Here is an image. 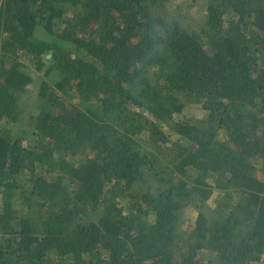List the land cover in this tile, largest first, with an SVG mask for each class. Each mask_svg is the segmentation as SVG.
I'll list each match as a JSON object with an SVG mask.
<instances>
[{
  "label": "trees",
  "instance_id": "trees-1",
  "mask_svg": "<svg viewBox=\"0 0 264 264\" xmlns=\"http://www.w3.org/2000/svg\"><path fill=\"white\" fill-rule=\"evenodd\" d=\"M0 264H264V0H0Z\"/></svg>",
  "mask_w": 264,
  "mask_h": 264
},
{
  "label": "rangeland",
  "instance_id": "rangeland-1",
  "mask_svg": "<svg viewBox=\"0 0 264 264\" xmlns=\"http://www.w3.org/2000/svg\"><path fill=\"white\" fill-rule=\"evenodd\" d=\"M203 11L204 10L201 11V9L199 7H197L191 14V17H193V21L196 22V21L200 20L199 16H202ZM193 25H194V23H193ZM38 83L39 82H37V81L35 82V84H34L35 88H38ZM183 112H184L185 117L190 116V117H193L196 119H200L204 115L203 114L204 112L200 109L199 106H196V105H194V106L193 105H186ZM185 213H186V215L184 217L185 220L180 223L179 229L180 230L181 229L182 230H191L193 228V222L195 220L196 212L193 211V209L189 207Z\"/></svg>",
  "mask_w": 264,
  "mask_h": 264
}]
</instances>
